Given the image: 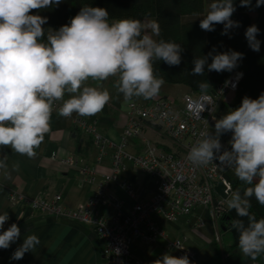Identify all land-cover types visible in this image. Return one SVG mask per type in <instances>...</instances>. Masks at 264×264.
Returning <instances> with one entry per match:
<instances>
[{
	"label": "clouds",
	"instance_id": "9594fccd",
	"mask_svg": "<svg viewBox=\"0 0 264 264\" xmlns=\"http://www.w3.org/2000/svg\"><path fill=\"white\" fill-rule=\"evenodd\" d=\"M62 2L0 0V148H10L28 159L37 157L36 149L50 133L57 101H62L58 115L65 118L73 113L94 116L109 103V91L89 86L88 81L103 82L117 77L114 86L126 101L149 100L159 95L165 83L163 77L155 74L154 62L162 60L169 66H178L182 61L181 44L154 38L161 35L157 20L145 23L121 18L110 22L109 12L102 7L85 5L68 24L58 30L51 29L45 39L43 25L48 18L32 14L33 10ZM240 6L250 8L252 0H240ZM255 6H264V0H256ZM235 11L234 0H212L199 26L212 32L216 24H222L221 35H228L230 29L240 27V22L232 19ZM149 31L151 34H147ZM259 31L254 24L245 31L248 45L255 52L260 51ZM242 59L243 53L233 50L216 53L213 49L193 60L191 74L203 76L205 67L209 72H232ZM198 87L205 92L210 85L201 81ZM226 133H231L230 148L221 153L220 137ZM200 137L187 155L193 166L215 163L217 167L234 169L239 180L248 185L255 181L243 195L239 190L233 192L226 203L229 210L235 209L238 217H247L248 227L237 219L231 228L238 233L242 254L256 260L264 254V218L257 220L249 209L253 197L264 205V92L256 99L245 96L238 108L215 119L213 133L202 131ZM18 170V163L9 166L7 153H0V176L11 179ZM8 220V212L0 214V230ZM20 235L16 223L0 231V249H8ZM38 245L40 239L29 235L10 259L20 260ZM153 264L192 262L187 255L165 253Z\"/></svg>",
	"mask_w": 264,
	"mask_h": 264
},
{
	"label": "built area",
	"instance_id": "2783aa9c",
	"mask_svg": "<svg viewBox=\"0 0 264 264\" xmlns=\"http://www.w3.org/2000/svg\"><path fill=\"white\" fill-rule=\"evenodd\" d=\"M238 78V72L232 73L227 80L230 83L220 85L216 94L189 90L182 96L181 104L166 97H156L144 103L129 102L118 141L101 134L94 121L75 117L74 125L90 136L97 150L98 164L110 151L109 171L96 179L94 165L77 155H58L53 151L50 159L77 170L86 182L94 183L91 196L75 207L65 205L60 193L51 198L43 193L26 198L12 191L8 194V201L25 203L41 214L90 226L102 243V264H145L132 248L135 241L158 244L163 253L173 250L177 257L187 255L194 260L195 251L185 244V238L170 237L158 219L174 223L184 217L185 223L196 230L202 228L205 221L199 215L191 219V214L197 208H203L213 229L214 241L222 245L219 218L229 211L226 200L234 192L230 180L234 169L217 167L215 163L196 167L188 161L187 155L201 138L200 133L210 132L215 123L217 100L235 90ZM61 104L56 102L54 108L59 110ZM147 128L159 131L169 141L168 147L162 148L146 137ZM135 140L140 143L138 153L129 149ZM228 149L222 144L221 153ZM129 169L139 171L147 181L154 182L155 189L142 186L136 191L131 179L125 175ZM219 182L224 186L225 197L215 190ZM117 190H122L127 199L121 198ZM145 193L148 196L142 198ZM225 255L227 253L224 258Z\"/></svg>",
	"mask_w": 264,
	"mask_h": 264
},
{
	"label": "crops",
	"instance_id": "0c3cea01",
	"mask_svg": "<svg viewBox=\"0 0 264 264\" xmlns=\"http://www.w3.org/2000/svg\"><path fill=\"white\" fill-rule=\"evenodd\" d=\"M50 31L51 29L47 30L46 36ZM116 81L117 77H109L103 82L90 80L87 83L89 86H96L101 90L111 89L112 92H118L114 86ZM107 83H110V86ZM160 92L163 93H159L156 97L168 98L164 90H160ZM68 98L66 95L65 99ZM132 100L135 101L134 98ZM57 102L62 103V101ZM173 102L176 103V99ZM58 111L54 108L51 116V131L45 136L41 146L36 149L37 157L35 159L21 156L10 148H0V153H7L8 155L9 166L13 163L19 165V170L12 173L11 179H4L0 176V214L8 212L9 215V220L6 221L0 231L6 230L12 223H16L21 230V235L15 243L11 244L8 249H0V264L103 263L102 243L87 224L68 220L64 217L41 214L25 203L12 204L8 201V194L12 191L26 198H33L40 193L51 198L55 193H60L62 202L65 205L75 207L91 196L94 183L86 182L77 170L66 168L52 161L50 154L53 151L58 155H77L89 165H94L97 173L96 179H100L102 174L109 171L110 151L98 164L96 162L97 150L90 136L82 132L73 123V119L79 115L73 113L71 117L65 118L58 115ZM86 118L95 122L97 130L101 134L111 140H119L125 116L123 111L119 112L113 103L109 101L100 113ZM145 136L162 148H167L169 145V141L153 128H147ZM129 149L134 153L140 152L139 140L133 141ZM138 174L141 173L133 169H129L125 173L133 182L136 191H139L142 186L150 190L155 189L154 184L145 180L143 174H141L143 178L140 176L141 179L137 176ZM116 192L121 198L127 199L122 190ZM147 196L145 193L141 197L146 198ZM197 215L207 218V213L203 208H197L191 214V219ZM178 219V222H167L170 224L167 227L162 224L163 220L161 219H158V223L166 229L170 237L185 238V244L195 251V259L190 260L192 264H252L253 261L257 264H264V254L259 255L256 260L244 256L238 245H233L229 230L222 231V245H218L214 241L211 226L208 225V228L204 226L202 229L194 230L189 224L185 223L184 217ZM33 234L40 239V245L36 247L34 252L25 253L22 259L11 260L12 253L23 243L27 236ZM132 248L140 257L141 255L135 244L132 245ZM224 253H227L225 258Z\"/></svg>",
	"mask_w": 264,
	"mask_h": 264
},
{
	"label": "trees",
	"instance_id": "16d2710c",
	"mask_svg": "<svg viewBox=\"0 0 264 264\" xmlns=\"http://www.w3.org/2000/svg\"><path fill=\"white\" fill-rule=\"evenodd\" d=\"M212 0H63L58 6L33 10L32 14H39L48 18L43 25L45 36L48 29L58 30L62 25L68 24L85 5L91 7H102L109 12V21L121 18H135L144 22L148 19L157 20L161 27L160 37L155 39L171 40L181 44L184 51L181 53L182 61L178 66H169L165 62L155 61L154 70L158 77H163L165 82L182 84L195 92H202L198 87L201 81H207L210 87L205 93L216 94L220 85L226 83L234 70L242 73L233 91L232 100L226 101L223 95L217 100L215 108V119L221 118L229 111L238 108L242 99L247 96L256 99L264 92V6L256 7V0H252V6L241 7L240 0H234L236 11L232 19L240 22L239 28L230 29L228 35H221L222 24L215 25V31L207 32L200 28V19L208 11ZM199 14V15H197ZM256 25L259 28L257 39L260 40V51L251 50L245 37L247 27ZM149 34L150 31H149ZM215 49L216 53L229 50L243 53V59L232 72H209L205 67L203 76L192 75L194 68L193 60L199 56H205ZM211 63V57L208 60ZM215 124V123H214ZM214 124L210 133L214 132ZM230 133L221 135L222 144L230 145L227 137ZM233 191H243L250 186L235 176H230ZM258 219L264 218V205L259 204L255 198L251 199L249 209ZM220 228L225 230L231 228V220L228 212L219 218Z\"/></svg>",
	"mask_w": 264,
	"mask_h": 264
},
{
	"label": "rangeland",
	"instance_id": "374dc122",
	"mask_svg": "<svg viewBox=\"0 0 264 264\" xmlns=\"http://www.w3.org/2000/svg\"><path fill=\"white\" fill-rule=\"evenodd\" d=\"M145 23L148 22V19H145L144 20ZM149 34V32L147 33ZM234 72H236L234 70ZM233 72V73H234ZM110 83H107V85H109ZM110 86V85H109ZM165 91V95H167L168 99L170 101H174V99H176V104H181V101H182V96L188 92V88L187 86L185 85H182V84H174V83H170V82H165L164 85L162 86L161 88V91ZM110 95H111V100L110 102L113 103V105L118 109V111H123V114L125 116V112H126V109H127V104L131 101H134V100H128L126 101L123 97V95L119 92H112L111 89H108ZM160 93H163V92H160ZM232 95H233V92H228L226 95H223V99L226 100V101H230L232 100ZM135 101H138V102H145L146 100L143 99V98H134ZM231 139V133L229 134V136L227 137V141L229 142V140ZM232 175L235 176V171L232 172ZM139 177V179H141V177L143 175L141 174H138L137 175ZM141 176V177H140ZM143 178V177H142ZM147 180V179H145ZM154 183V182H152ZM204 221H205V227L208 228V225L211 226L210 224V221L207 218H204ZM179 221V219L177 220V222ZM162 224L167 227L168 225L170 226V224H168L167 222H162ZM203 226V227H204ZM212 228V227H211ZM202 229V228H200ZM212 230V235L213 234V229ZM134 244L136 245L139 253H140V257L143 259V261L147 264H153V261L159 259L163 254L160 246L158 244H145V243H140L138 241H135ZM175 251H169V252H166L168 254H171V255H174L175 256Z\"/></svg>",
	"mask_w": 264,
	"mask_h": 264
},
{
	"label": "water",
	"instance_id": "95a60500",
	"mask_svg": "<svg viewBox=\"0 0 264 264\" xmlns=\"http://www.w3.org/2000/svg\"><path fill=\"white\" fill-rule=\"evenodd\" d=\"M215 190L223 197L226 196V194L224 193V186L222 185L221 182H219L216 186H215ZM250 213L256 217L251 211ZM228 218H230L231 220V224L233 223L234 220H237V219H241L244 221V226L245 227H248V219L247 217H238L237 214H236V211L235 209H232V210H229L228 211ZM257 220H259L257 217H256ZM223 230H225L224 227H222ZM229 232L232 236V240H233V245L234 246H237L238 245V233L236 232V230L234 228H230L229 229Z\"/></svg>",
	"mask_w": 264,
	"mask_h": 264
}]
</instances>
